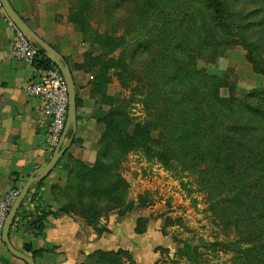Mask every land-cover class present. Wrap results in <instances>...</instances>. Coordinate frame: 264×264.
<instances>
[{
    "label": "rangeland",
    "instance_id": "374dc122",
    "mask_svg": "<svg viewBox=\"0 0 264 264\" xmlns=\"http://www.w3.org/2000/svg\"><path fill=\"white\" fill-rule=\"evenodd\" d=\"M228 3V10L242 5L241 0ZM187 5L198 23L208 18L207 14L200 15L207 8L205 0H70L69 21L87 45L77 65L91 75L99 96L100 149L106 129L103 119L108 112L129 125V132L138 122H149V113L157 114L160 120L151 127V137L166 142V128L174 126L179 116L177 100L165 98L163 85L174 70L170 69L169 54L171 44L178 42V15ZM74 10L79 12L77 20L82 30L71 21ZM243 10L248 19L242 25L235 17L237 29L216 22L219 32H226L228 37L214 59H209L207 52L203 57L194 53L199 69L226 75L227 86L220 88L222 97L241 98L253 90L264 91V75L255 73L246 60L247 48L240 35H248L251 24L258 36L251 42L258 46L256 54L264 59V4L260 0L248 2ZM142 11L146 13L140 14ZM168 108L174 118L169 124ZM242 115L250 139L264 135V117L247 112ZM117 166L115 172L127 184L124 205L137 204L138 197L143 196L150 203L145 210L162 238L167 239L168 247L155 250L154 264H264L259 248L264 240L250 222L254 213L240 203H231V191L224 192L214 205L215 198L210 200L193 168H184L174 160L163 164L141 150L120 152ZM227 208L242 216L225 218Z\"/></svg>",
    "mask_w": 264,
    "mask_h": 264
},
{
    "label": "trees",
    "instance_id": "16d2710c",
    "mask_svg": "<svg viewBox=\"0 0 264 264\" xmlns=\"http://www.w3.org/2000/svg\"><path fill=\"white\" fill-rule=\"evenodd\" d=\"M241 1V7L232 6L236 10H228V0L226 3L224 0H205L207 8L200 15L203 17L207 14L208 18L203 17L200 23L188 5L178 15V42L171 44L173 50L171 48L172 52L169 54L172 62L170 69L174 70L168 74L163 93L165 98L169 97V101L174 98L177 100L179 118L174 126L166 128V142L162 144L160 139L154 140L151 137V127L160 120L157 114L149 113V122H138L132 132H129V125L118 122L115 115L108 112L103 119L106 126L103 133L104 145L98 150L95 164L89 167L71 159L72 169L67 186L63 190L53 188L54 194L60 193L59 199L64 204L62 209L65 212L79 214L88 225L102 233L106 229L97 228V223L106 211L119 210L124 213L135 207L146 208L150 203L143 196L138 197L137 204L124 205L127 184L115 172L120 152L141 150L149 158L156 157L163 164L174 160L184 168H193L210 200L215 198L214 205H218L217 198H221L224 192L231 191L229 201L252 210L254 216L250 222L258 228L257 232L264 240V135L257 136L258 140L250 139L248 123L242 115V112H247L257 118L264 117V91L253 90L241 98L222 97L220 88L227 86L226 75L221 77L199 69L194 56L197 53L203 57V53L207 52L208 58L214 59L218 48L225 43L228 36L226 32H219L216 22L222 27L237 29L238 25L234 21L236 17L244 25L243 21L248 18L243 9L248 2L254 3L256 0ZM260 2L264 4V0ZM144 13L146 12L142 11L140 14ZM196 13L199 15L197 11ZM71 14V21L79 27L78 10L71 11ZM249 26L248 35L240 34L243 35L242 42L247 48L246 60L255 73L264 75V59L256 54L258 46L251 42L257 39V32L251 24ZM79 28L82 30V27ZM50 64L40 50L34 65L48 68ZM168 109L166 117L170 115L169 124L174 118L172 111ZM232 214L238 218L242 216L227 208L225 218ZM44 216L45 213H42L29 226L40 233ZM140 222L136 228L139 233L144 229ZM259 248L263 255L264 244L260 243ZM25 250L31 253L32 258L43 252L33 250L29 245H25ZM123 259L131 261L130 254L123 249L100 251L96 253L94 264H122Z\"/></svg>",
    "mask_w": 264,
    "mask_h": 264
},
{
    "label": "crops",
    "instance_id": "0c3cea01",
    "mask_svg": "<svg viewBox=\"0 0 264 264\" xmlns=\"http://www.w3.org/2000/svg\"><path fill=\"white\" fill-rule=\"evenodd\" d=\"M8 1L68 64L75 86L77 118L67 150L43 180L30 185L19 208L24 210L26 203H40L45 213L43 229L39 233L28 225H12L8 236L11 246L28 256L31 253L25 250V245L43 251L33 258L34 264H94L96 253L118 249L131 256V261L123 259L122 264H154L155 250L168 247V243L146 208L135 207L124 213L109 211L98 219L97 228L106 229L99 233L79 214L65 212L60 193H53L54 187L63 190L67 186L71 159L91 167L100 148L99 96L91 75L77 65L82 62L87 45L69 21L70 0ZM12 37L13 29L0 8V200L13 187L22 190L26 180L52 156L45 148L44 132L38 127L41 101L24 91L32 68L12 57ZM70 130L61 146L68 142ZM32 205L27 207L28 211ZM140 220L144 229L139 233L136 228ZM0 264H27L9 252L1 235Z\"/></svg>",
    "mask_w": 264,
    "mask_h": 264
},
{
    "label": "built area",
    "instance_id": "2783aa9c",
    "mask_svg": "<svg viewBox=\"0 0 264 264\" xmlns=\"http://www.w3.org/2000/svg\"><path fill=\"white\" fill-rule=\"evenodd\" d=\"M9 24L13 29L12 57L29 64L32 68L31 79L25 85L24 91L28 96L36 97L41 101L38 127L44 132L45 148L52 155L66 123L68 111L67 86L59 69L52 63L48 68H38L34 65L35 59L40 54L39 47L24 36L10 21ZM20 192V188L13 187L0 200V235L8 212ZM30 205L33 208L28 211L29 208L27 207ZM19 208L14 217L13 226H29L34 219L42 215L40 203H26L24 210H19Z\"/></svg>",
    "mask_w": 264,
    "mask_h": 264
},
{
    "label": "water",
    "instance_id": "95a60500",
    "mask_svg": "<svg viewBox=\"0 0 264 264\" xmlns=\"http://www.w3.org/2000/svg\"><path fill=\"white\" fill-rule=\"evenodd\" d=\"M0 5L5 12L6 17L8 20L19 30L22 32L24 36L30 39L35 45L39 47L41 52L49 59V61L55 65L60 73L62 74L68 92V111H67V118L63 133L60 137L59 143L55 148L50 160L47 162L46 165L37 169L25 182L20 194L16 198L15 202L12 204L6 220L3 225L2 229V241L5 243L9 252H11L14 256L24 260L27 264H34V259L31 256H28L22 252L15 250L10 242H9V230L13 224L14 217L16 215L17 209L20 207L21 202L29 189L30 185L34 182H39L43 180L55 166L59 158L62 154L67 150L68 146L70 145L73 133L76 130V92L74 81L72 78V74L68 64L63 60L62 56L50 45H48L42 38H40L27 24V22L12 8L10 2L8 0H0ZM72 129L71 135L69 137L68 142L66 145L61 146L62 142L68 132L69 129Z\"/></svg>",
    "mask_w": 264,
    "mask_h": 264
}]
</instances>
